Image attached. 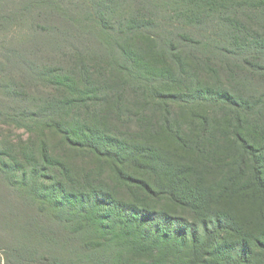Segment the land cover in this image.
<instances>
[{"label": "rangeland", "instance_id": "obj_1", "mask_svg": "<svg viewBox=\"0 0 264 264\" xmlns=\"http://www.w3.org/2000/svg\"><path fill=\"white\" fill-rule=\"evenodd\" d=\"M2 45L26 96L0 97V264H237L264 241V2L0 0Z\"/></svg>", "mask_w": 264, "mask_h": 264}, {"label": "trees", "instance_id": "obj_2", "mask_svg": "<svg viewBox=\"0 0 264 264\" xmlns=\"http://www.w3.org/2000/svg\"><path fill=\"white\" fill-rule=\"evenodd\" d=\"M240 1V0H239ZM247 2H251L252 0H245ZM256 1H259V2H264V0H256ZM19 20H15V23H18ZM35 22V19L32 18V25L34 26ZM13 53V49L11 48H8L6 45H2L0 47V59L1 60H4L6 63H8L10 61V57ZM18 53V52H17ZM10 63V62H9ZM33 67V65H32ZM31 67V68H32ZM15 70L14 68H12L10 65L8 67H6L5 65H3V61L0 62V97L1 99L3 98V95L10 99L11 101L12 100H16L17 98L19 97H25L26 94L25 92L22 90L23 88V85L21 84V79L18 77H16V73H14ZM24 80V79H23ZM31 83V82H30ZM221 98H226L228 99L227 97H223L221 96ZM0 99V105H2V100ZM231 98H229L230 100ZM6 109H11L9 108V106L6 107ZM5 114L3 112H0V118L2 117L3 121H7L6 117L4 116ZM230 135L232 136L231 132H230ZM233 135L236 137V139L240 142V145L241 147L243 148V151L246 152L245 154L248 155V157L251 156L252 154V158H251V161L253 159V161L256 162V156L257 154H254L255 151L252 149L254 148V146H252L250 144V142L248 143L246 141V139L244 138L243 135H241L237 130H235V132H233ZM126 210V215L124 216V218L126 219L125 223H132L134 222V219H139L140 222L142 223H147L148 219H146L145 217L141 216V214L139 212H137V210L135 208L131 209L129 208V210L125 209ZM163 217V216H162ZM150 220V219H149ZM157 220V218H152L151 219V222H150V225H156L155 221ZM161 225L157 227V231L155 232L157 235H161V234H164L165 231H167L168 229L165 228L163 226V223H160ZM183 227V226H181ZM230 230L232 232H235L236 229L234 228V225L230 226ZM204 232H205V229H204ZM206 233V232H205ZM139 234L141 236H144V241H147L150 239V235H145L144 233H141L139 232ZM194 234L191 233V237H192V241H197V237L196 236H193ZM185 239V238H184ZM259 242V241H258ZM185 244H187V241L185 242ZM245 247L244 248H240L238 250V253H241L237 259L238 263L237 264H256L255 262L260 259L261 260V263L264 264V241L262 242H255L254 244H248L249 246L247 247L246 246V243L243 244ZM206 246V245H205ZM253 247H259V249H261V251H253L251 250ZM208 249L210 250H213V252H221L222 249H223V245L222 244H219V242L214 243H209L208 246H207ZM245 250H247L245 252ZM238 253H236V255H238ZM247 254V257L243 256ZM197 257V256H195ZM198 262H200V260H197ZM195 264V263H198L196 261H189L188 263L189 264ZM260 263V264H261Z\"/></svg>", "mask_w": 264, "mask_h": 264}]
</instances>
